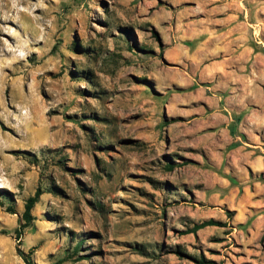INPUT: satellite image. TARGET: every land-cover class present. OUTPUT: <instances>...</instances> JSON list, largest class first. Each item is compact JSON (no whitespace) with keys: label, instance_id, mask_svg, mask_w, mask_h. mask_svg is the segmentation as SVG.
I'll return each mask as SVG.
<instances>
[{"label":"rangeland","instance_id":"374dc122","mask_svg":"<svg viewBox=\"0 0 264 264\" xmlns=\"http://www.w3.org/2000/svg\"><path fill=\"white\" fill-rule=\"evenodd\" d=\"M0 264H264V0H0Z\"/></svg>","mask_w":264,"mask_h":264},{"label":"trees","instance_id":"16d2710c","mask_svg":"<svg viewBox=\"0 0 264 264\" xmlns=\"http://www.w3.org/2000/svg\"><path fill=\"white\" fill-rule=\"evenodd\" d=\"M41 194H42V192L39 190L37 193H36V195H35V197H33V198H31L30 200H29V202H28V204H27V208H26V212H25V218H26V220H30L31 219V211H32V208L34 207V204H35V202L37 201V199L41 196ZM213 223L210 221V222H205V223H201V224H199V225H197L196 227H195V230H199V229H202V228H204V227H206V226H209V225H212Z\"/></svg>","mask_w":264,"mask_h":264}]
</instances>
